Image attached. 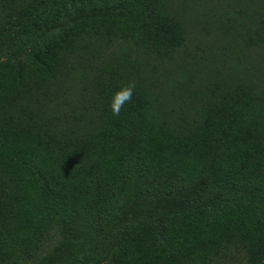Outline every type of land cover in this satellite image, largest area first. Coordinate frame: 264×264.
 <instances>
[{"label": "rangeland", "instance_id": "1", "mask_svg": "<svg viewBox=\"0 0 264 264\" xmlns=\"http://www.w3.org/2000/svg\"><path fill=\"white\" fill-rule=\"evenodd\" d=\"M262 105L264 0H0V264H243Z\"/></svg>", "mask_w": 264, "mask_h": 264}, {"label": "trees", "instance_id": "2", "mask_svg": "<svg viewBox=\"0 0 264 264\" xmlns=\"http://www.w3.org/2000/svg\"><path fill=\"white\" fill-rule=\"evenodd\" d=\"M141 16H142V18L144 17L143 14ZM171 24H172L173 27L171 25H169L168 30L166 32L171 34L173 32V30H174L176 34H174V36L172 37V42H173L174 45L175 44L179 45V43L182 41L181 32H180L179 26H178V24H176V22H173ZM162 25H164V24H159V26H162ZM140 32L145 33V35L149 33L147 27H146V29L142 28V30ZM155 32L158 33V32H161V31H155ZM158 34H156V35H158ZM261 107H262V109H264V105H262ZM174 178L176 179L177 177L174 176ZM226 180L227 179L222 180V181L226 184L227 183ZM228 185H229V182L227 183V188L230 187ZM257 189L259 191H263L264 192V186L257 187ZM57 196L59 198L61 197V195H59V193H57ZM95 196H96L95 198H96V200L98 201L99 204H102L105 201V197L102 194H98V195L96 194ZM245 196H247V195H245ZM247 197L249 198V196H247ZM254 198H258V197H254ZM263 199H264V194H262V199L260 200L261 203H263L262 208H264V200ZM59 204H63L62 203V199H59L57 201V205H59ZM57 205L56 204L53 205V217L60 216L61 218L59 220L54 221V223L59 224V225H62V224L65 225L67 222L70 221V222H72V224L67 227V230H70L72 232L81 231V227H82V231H83V229L87 227L86 224H88V225L90 224V223H88V221H85L86 224L85 223L81 224L80 221L75 220L73 218L72 214H71V218H70L68 216L70 211H67L66 207H64V208L61 207L60 209L57 210ZM49 209H51V207ZM71 219L73 221H71ZM262 221H263V224L260 225V226L264 225V217H263ZM109 223L110 222H108L107 225ZM52 225H53V223H52ZM114 225H115L114 223H110L111 229L114 227ZM258 227H259V225H258ZM111 229L109 227V229L104 231L105 239L101 240L102 242L99 243V245L102 248H106L108 246V243L106 242V240L110 237ZM262 229L263 228H261V231H262ZM80 234H81V232H80ZM229 240H230V238L225 241V243L222 246V248L227 249V247L230 246V243L228 244ZM254 243H255V245H253V246H245L246 254L242 258V261L244 262L243 264H264V238H260V242L256 243V241H254ZM204 249L205 248H201L200 247V249L197 250L195 253L190 252V251L186 252L184 254V261H186V259L188 258L189 261H191V262H193L195 264V262H197L198 259L199 260L202 259L201 256H200L201 255L200 252L203 253ZM216 254H217V256L219 255V253H216ZM30 256H31V254L29 252L26 253V254L21 255L22 258L30 257ZM101 259H102V257L90 256L89 258L86 259V261L87 262H91V261H98V260H101Z\"/></svg>", "mask_w": 264, "mask_h": 264}, {"label": "clouds", "instance_id": "3", "mask_svg": "<svg viewBox=\"0 0 264 264\" xmlns=\"http://www.w3.org/2000/svg\"><path fill=\"white\" fill-rule=\"evenodd\" d=\"M136 87L135 81H129L119 88L112 97L110 108L115 116H119L124 105L132 100L133 91Z\"/></svg>", "mask_w": 264, "mask_h": 264}]
</instances>
